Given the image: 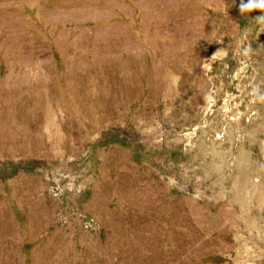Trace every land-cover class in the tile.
Returning <instances> with one entry per match:
<instances>
[{"label":"rangeland","instance_id":"rangeland-1","mask_svg":"<svg viewBox=\"0 0 264 264\" xmlns=\"http://www.w3.org/2000/svg\"><path fill=\"white\" fill-rule=\"evenodd\" d=\"M239 4L0 0V264H264Z\"/></svg>","mask_w":264,"mask_h":264},{"label":"clouds","instance_id":"clouds-1","mask_svg":"<svg viewBox=\"0 0 264 264\" xmlns=\"http://www.w3.org/2000/svg\"><path fill=\"white\" fill-rule=\"evenodd\" d=\"M233 2H235V0H233ZM254 11H258L260 15L251 17V19L258 25H264V0H240L239 12L242 16ZM251 51L252 47L251 44H249L248 47L244 49V53L248 55ZM216 54L217 53H214L211 58L214 59ZM262 99H264V97H262Z\"/></svg>","mask_w":264,"mask_h":264}]
</instances>
